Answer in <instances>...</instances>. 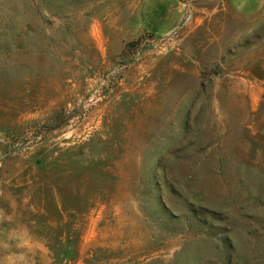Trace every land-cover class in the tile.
<instances>
[{
    "label": "rangeland",
    "instance_id": "1",
    "mask_svg": "<svg viewBox=\"0 0 264 264\" xmlns=\"http://www.w3.org/2000/svg\"><path fill=\"white\" fill-rule=\"evenodd\" d=\"M0 264H264V4L0 0Z\"/></svg>",
    "mask_w": 264,
    "mask_h": 264
},
{
    "label": "crops",
    "instance_id": "2",
    "mask_svg": "<svg viewBox=\"0 0 264 264\" xmlns=\"http://www.w3.org/2000/svg\"><path fill=\"white\" fill-rule=\"evenodd\" d=\"M240 13H252L262 7L264 0H227Z\"/></svg>",
    "mask_w": 264,
    "mask_h": 264
}]
</instances>
